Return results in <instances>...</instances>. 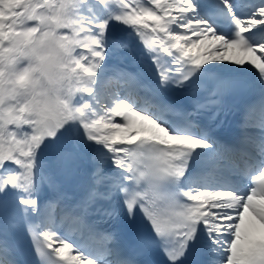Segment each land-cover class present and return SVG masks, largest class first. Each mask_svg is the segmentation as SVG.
Wrapping results in <instances>:
<instances>
[{"label":"snow or ice","instance_id":"obj_1","mask_svg":"<svg viewBox=\"0 0 264 264\" xmlns=\"http://www.w3.org/2000/svg\"><path fill=\"white\" fill-rule=\"evenodd\" d=\"M253 81L260 159L221 182L199 117ZM23 234L35 264H264V0H0V264Z\"/></svg>","mask_w":264,"mask_h":264},{"label":"bare ground","instance_id":"obj_2","mask_svg":"<svg viewBox=\"0 0 264 264\" xmlns=\"http://www.w3.org/2000/svg\"><path fill=\"white\" fill-rule=\"evenodd\" d=\"M109 65H111V64H109ZM111 69V67L109 68V70ZM134 69L132 68V67H129V71H133ZM107 73V72H106ZM107 75L106 74H104V75H100L99 73H98V78H97V84L98 85H100V84H105V82H106V79H107ZM97 86V85H96ZM85 95V94H84ZM251 132H253V131H251ZM216 172H218V173H220V168L219 169H217L216 170ZM231 172H233V171H231ZM231 181L232 180H235V178H233V179H230ZM45 191L47 192L48 190L45 188ZM43 203V202H42Z\"/></svg>","mask_w":264,"mask_h":264},{"label":"rangeland","instance_id":"obj_3","mask_svg":"<svg viewBox=\"0 0 264 264\" xmlns=\"http://www.w3.org/2000/svg\"><path fill=\"white\" fill-rule=\"evenodd\" d=\"M78 51H79V49H78Z\"/></svg>","mask_w":264,"mask_h":264}]
</instances>
